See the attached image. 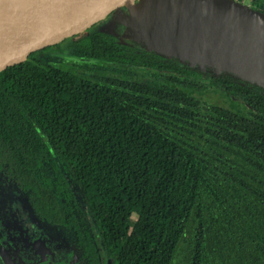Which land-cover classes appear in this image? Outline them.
Wrapping results in <instances>:
<instances>
[{
    "label": "trees",
    "instance_id": "obj_1",
    "mask_svg": "<svg viewBox=\"0 0 264 264\" xmlns=\"http://www.w3.org/2000/svg\"><path fill=\"white\" fill-rule=\"evenodd\" d=\"M71 39L155 79H92L45 49L0 72V187L78 264H103L90 219L109 264H264V86L102 30Z\"/></svg>",
    "mask_w": 264,
    "mask_h": 264
},
{
    "label": "water",
    "instance_id": "obj_2",
    "mask_svg": "<svg viewBox=\"0 0 264 264\" xmlns=\"http://www.w3.org/2000/svg\"><path fill=\"white\" fill-rule=\"evenodd\" d=\"M121 8L148 50L264 86V13L238 0H0V72Z\"/></svg>",
    "mask_w": 264,
    "mask_h": 264
},
{
    "label": "rangeland",
    "instance_id": "obj_3",
    "mask_svg": "<svg viewBox=\"0 0 264 264\" xmlns=\"http://www.w3.org/2000/svg\"><path fill=\"white\" fill-rule=\"evenodd\" d=\"M141 2L142 0H137V4ZM255 3L257 0H254L251 5ZM245 5L250 6L248 0ZM93 29H103L114 34L125 45H134L145 50L151 48L142 40L130 20V15L123 9L114 11L89 30ZM72 40L69 39L57 45L58 47L45 48V52L38 58L64 68H75L80 74L92 79H127L143 83L155 79L154 72L145 68L87 57L77 49ZM206 100L219 103L224 107L231 105V100L225 98L220 92L208 93ZM24 201L17 191L10 192L0 187V252L5 262L7 264H78L74 251L65 245L66 238L62 237L57 229L45 228L46 231L40 232L41 227L32 220L29 208ZM89 222L95 239L99 243L103 264H109L100 246L94 223L91 219Z\"/></svg>",
    "mask_w": 264,
    "mask_h": 264
},
{
    "label": "flooded vegetation",
    "instance_id": "obj_4",
    "mask_svg": "<svg viewBox=\"0 0 264 264\" xmlns=\"http://www.w3.org/2000/svg\"><path fill=\"white\" fill-rule=\"evenodd\" d=\"M121 9H123V10H125L126 12H127V9L126 8H121ZM128 13V12H127ZM123 18H124V16H123ZM100 30H102V31H105V30H103V29H100ZM106 32V31H105ZM35 222V221H34ZM36 223V222H35ZM38 224V223H37ZM41 228H39V230H40V232L42 233L43 231H46L45 230V228H53V227H49V226H47V225H45V224H42V225H40V224H38ZM53 229H56V228H53ZM59 232H60V234H61V236L62 237H64V238H66V240H65V243L67 244V243H69V242H71V240L68 238L67 239V237L65 236V235H63V233L60 231V230H58ZM67 247H69L68 246V244H67ZM70 249H72L71 247H70ZM73 250V249H72ZM75 257V256H74Z\"/></svg>",
    "mask_w": 264,
    "mask_h": 264
},
{
    "label": "built area",
    "instance_id": "obj_5",
    "mask_svg": "<svg viewBox=\"0 0 264 264\" xmlns=\"http://www.w3.org/2000/svg\"><path fill=\"white\" fill-rule=\"evenodd\" d=\"M239 2L246 4L247 0H238ZM249 1V5L252 6L251 4L253 3L254 0H248ZM257 2H260V0H257Z\"/></svg>",
    "mask_w": 264,
    "mask_h": 264
}]
</instances>
